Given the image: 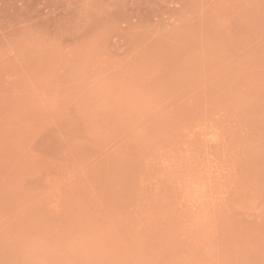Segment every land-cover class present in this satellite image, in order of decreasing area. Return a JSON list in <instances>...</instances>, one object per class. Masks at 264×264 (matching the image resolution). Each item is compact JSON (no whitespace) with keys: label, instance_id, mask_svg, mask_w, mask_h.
Wrapping results in <instances>:
<instances>
[{"label":"rangeland","instance_id":"rangeland-1","mask_svg":"<svg viewBox=\"0 0 264 264\" xmlns=\"http://www.w3.org/2000/svg\"><path fill=\"white\" fill-rule=\"evenodd\" d=\"M0 264H264V0H0Z\"/></svg>","mask_w":264,"mask_h":264}]
</instances>
